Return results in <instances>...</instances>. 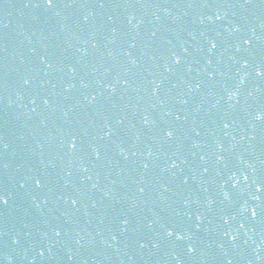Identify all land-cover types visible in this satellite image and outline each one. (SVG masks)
<instances>
[{
	"label": "water",
	"instance_id": "1",
	"mask_svg": "<svg viewBox=\"0 0 264 264\" xmlns=\"http://www.w3.org/2000/svg\"><path fill=\"white\" fill-rule=\"evenodd\" d=\"M0 264H264V0H0Z\"/></svg>",
	"mask_w": 264,
	"mask_h": 264
}]
</instances>
